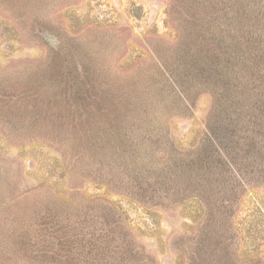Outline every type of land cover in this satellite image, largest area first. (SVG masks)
I'll return each instance as SVG.
<instances>
[{
	"label": "rangeland",
	"instance_id": "rangeland-1",
	"mask_svg": "<svg viewBox=\"0 0 264 264\" xmlns=\"http://www.w3.org/2000/svg\"><path fill=\"white\" fill-rule=\"evenodd\" d=\"M0 264H264V0H0Z\"/></svg>",
	"mask_w": 264,
	"mask_h": 264
}]
</instances>
